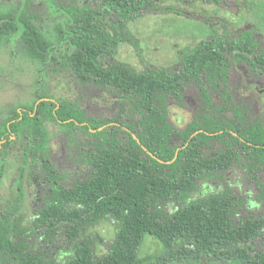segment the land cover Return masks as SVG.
<instances>
[{"label": "trees", "instance_id": "16d2710c", "mask_svg": "<svg viewBox=\"0 0 264 264\" xmlns=\"http://www.w3.org/2000/svg\"><path fill=\"white\" fill-rule=\"evenodd\" d=\"M153 1L93 0L72 8L58 29L57 44L66 49L57 58L51 56L57 45L31 16L0 13V45L20 27L27 57L40 64L65 58L77 84L105 90L116 103L112 114L97 117L77 101L44 93L0 120V183L14 142L27 140L34 156L41 152L47 186L29 227L13 213L0 215V264H143L147 234L162 248L155 258L161 264L202 258L264 264L263 215L241 216L236 197L226 192L194 196L202 180L233 169L253 180L264 199V116L241 93L244 74L264 78L262 36L250 29L220 34L208 25L209 37L187 46L174 66L137 69L117 59L118 46ZM190 88L196 96L187 97ZM172 106L188 112L181 125L171 118ZM50 123L65 134L83 132L76 151L83 177L66 182L42 153ZM102 220H112L115 232L99 253L85 232ZM33 235L69 256L36 251Z\"/></svg>", "mask_w": 264, "mask_h": 264}, {"label": "rangeland", "instance_id": "374dc122", "mask_svg": "<svg viewBox=\"0 0 264 264\" xmlns=\"http://www.w3.org/2000/svg\"><path fill=\"white\" fill-rule=\"evenodd\" d=\"M92 1L0 0V13L21 10L31 16V21L44 32L45 37L57 45L51 55L57 58L66 49L65 44H57L62 19L67 17L72 8H83L84 5H91ZM176 12L179 14H175ZM208 25H214L220 34L232 32L237 35L238 32L250 29L261 34L264 42V0H220L219 4L207 0H154L146 16L129 24L128 32H124L129 40L118 46L116 57L131 63L137 69H144L151 64L174 66L179 62L180 55L186 54L187 46L209 37ZM20 31L21 28L18 27L17 32ZM16 33L5 37L0 45V120L9 115L11 107L30 104L44 93L54 98L77 101L97 117L110 115L116 110L114 98L108 92L96 91L94 86L87 88L77 84L65 58H50L40 64L27 57L21 36ZM242 78L241 93L245 102L257 105L258 111L264 116V78L254 73L244 74ZM186 91L187 97L190 94L191 97L194 94L196 96L194 88ZM170 111L171 118L178 125L188 117V112L180 107L172 106ZM48 129L47 149L42 152L46 153L47 161L59 169L68 183L83 177L85 172L76 161V151L84 136L83 132L65 134L60 126L53 123L48 125ZM14 143L12 157L9 154L11 162L0 183V215L13 213V218L20 217L23 227H29L46 195L45 170L39 160L41 152L38 151L37 156H34L35 152L31 146L28 147L27 140H16ZM211 191L234 195L239 203L241 216H264V199L260 201L256 196L261 192L260 188L241 171L227 170L214 174L211 179L202 180L194 196L202 197ZM262 196L264 197V190ZM114 232L113 221L102 220L89 227L85 234L86 239L92 240L101 253L109 247ZM259 241L264 245V239H258ZM31 243L36 251H42L47 256L60 259L69 256L67 251L52 250L44 246L36 235L31 237ZM162 254L159 242L150 235H145L140 250L143 264H161L155 258ZM199 264L212 263L202 258Z\"/></svg>", "mask_w": 264, "mask_h": 264}]
</instances>
